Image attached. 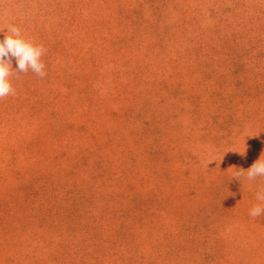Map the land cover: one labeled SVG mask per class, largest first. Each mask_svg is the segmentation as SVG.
I'll return each instance as SVG.
<instances>
[{
    "label": "rangeland",
    "instance_id": "obj_1",
    "mask_svg": "<svg viewBox=\"0 0 264 264\" xmlns=\"http://www.w3.org/2000/svg\"><path fill=\"white\" fill-rule=\"evenodd\" d=\"M9 24L47 75L0 100V264H264V0H0Z\"/></svg>",
    "mask_w": 264,
    "mask_h": 264
},
{
    "label": "clouds",
    "instance_id": "obj_2",
    "mask_svg": "<svg viewBox=\"0 0 264 264\" xmlns=\"http://www.w3.org/2000/svg\"><path fill=\"white\" fill-rule=\"evenodd\" d=\"M6 29L4 38L0 40V100L16 95V90L11 83V77L14 75L26 74L29 70L41 79L47 75L46 66L41 59L47 49L42 44H35L31 39L26 38L19 26L9 24ZM13 58L18 65L16 69L12 68ZM241 172L247 173L249 181L264 177V153L247 171L241 170ZM255 198L260 203L253 205L249 210L248 215L251 218L264 214V187L257 190Z\"/></svg>",
    "mask_w": 264,
    "mask_h": 264
}]
</instances>
